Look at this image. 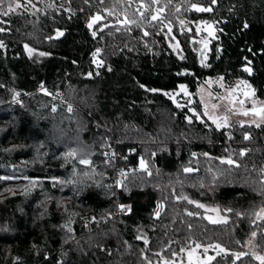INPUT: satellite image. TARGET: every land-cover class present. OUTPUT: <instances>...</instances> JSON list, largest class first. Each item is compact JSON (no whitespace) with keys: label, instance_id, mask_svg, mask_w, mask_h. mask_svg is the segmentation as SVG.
I'll use <instances>...</instances> for the list:
<instances>
[{"label":"trees","instance_id":"obj_1","mask_svg":"<svg viewBox=\"0 0 264 264\" xmlns=\"http://www.w3.org/2000/svg\"><path fill=\"white\" fill-rule=\"evenodd\" d=\"M160 1L164 20L172 26L178 15L215 22L209 67L199 62L182 32L175 31L181 56L170 48L164 22L151 19V0H38L33 10L2 15L0 264H155L157 257L171 258L195 243H219L228 249L213 264H259L247 242L252 238L254 251L264 254V221L251 215L264 206V124L232 122L216 129L204 117L195 119L189 105L177 108L163 92L185 84L199 111L196 88L207 77L223 76L227 85L247 80L255 96L264 100V0H217L215 5L211 0ZM197 2L213 10L190 8ZM96 14L104 19L93 25L94 38L87 23ZM125 14L137 21L127 29L117 24ZM57 29L63 35L57 36ZM25 43L48 55L30 57ZM98 47L96 58L104 61L100 67L90 56ZM246 66L253 69L251 74ZM41 84L53 94L59 91L63 101L42 92ZM15 92L19 96L14 100ZM64 101L73 105V112ZM53 103L58 105L55 113ZM185 115L193 117L191 123ZM105 138L132 167L127 190L104 185L113 170L102 163V153L110 148L102 147ZM77 146L93 153L97 171L104 173L95 177L99 185L88 178L76 184L51 179L68 180L73 162L61 154ZM242 148L248 149L244 156L239 155ZM229 154L239 167L216 159ZM141 157L151 175L139 169ZM76 166L81 171L86 167ZM185 167L194 171L186 173ZM30 180L36 186L25 193ZM178 195L219 206L227 222L211 223L196 205L177 200ZM157 201H163L159 217L153 214ZM116 202L130 205L131 211L116 213ZM84 215L96 217L89 230L82 226ZM69 219L71 233L53 227ZM140 235L147 237V245L136 239ZM240 252L245 255L237 259Z\"/></svg>","mask_w":264,"mask_h":264},{"label":"snow or ice","instance_id":"obj_2","mask_svg":"<svg viewBox=\"0 0 264 264\" xmlns=\"http://www.w3.org/2000/svg\"><path fill=\"white\" fill-rule=\"evenodd\" d=\"M85 2L87 3V0H85ZM154 2H155V0H154ZM4 3H5V0H0V14H2L4 16H8L9 13L14 12L15 9L24 6V5L21 4L20 0H14V3H13V0H9V3L7 5V10H4L3 9ZM28 3L31 4V0H28ZM216 3H217V0H211V4L212 5H215ZM32 7H35V5H32ZM191 7L193 9H195L197 12H210V11L213 10L212 7H203V6L199 5V4H192ZM104 10L106 12H108L109 15H113V10L112 9L106 8ZM162 11H163V9H155L154 10L155 13H159V12H162ZM157 18H158V16L156 14L152 15V19L153 20H156ZM102 19H104V18L102 16H100L99 14H96V15L92 16L90 18V20L88 21V23H87L88 29L92 30L93 29V25L97 21L102 20ZM135 23H137V21L129 19L126 14H125V18L123 20L117 19V24H123L126 29H127L128 25L135 24ZM180 23H181V25H183L184 21H180ZM200 23L205 25V29L204 30L207 31L209 35L213 34V31H214L213 27L208 21H201ZM244 27L245 28L248 27L247 22L244 23ZM116 30L119 31L120 29L117 28ZM2 31H6V29L0 28V32H2ZM144 34L148 35L147 32H145ZM56 35L57 36L63 35V32L61 30L57 29L56 30ZM96 35H97V32L95 30H92V36L95 38ZM48 39H51V37H48ZM200 43L205 48L207 47V42L206 41H201ZM4 46L5 45H4L3 41H0V48H3ZM24 50L27 52V54L30 57L36 51V49L30 47L27 43L24 44ZM100 52H101V49L98 47L92 53V57H93L92 63L95 64L97 67H100L104 63L103 60H99V59L96 58L97 55ZM39 55L40 56H46V55H48V53L40 52ZM73 63H75V61ZM201 63L205 67H209L210 66V65L204 64L203 60L201 61ZM250 63L251 62L249 61V64ZM244 70L246 72L250 73V74L253 71V69L251 67H247V66L245 67ZM109 71H111V67L110 66H109ZM184 71L187 72L188 70L185 69ZM87 75L91 76L92 73L88 72ZM223 79H224L223 76H220V77L216 78V82L220 83L221 87H223ZM208 82L212 83L213 81L210 78ZM238 83L240 85L244 86L241 89L244 97L250 98V97H254L255 96V89L252 88V86L249 84V82L247 80L238 81ZM139 87L146 88V86L144 84H140ZM178 88H179L180 92L184 93V95L191 96V93L188 92L187 86L185 84H180L178 86ZM40 90L42 92H44L46 95L52 96L53 99H56L57 97H59L63 101V96H62V94L59 91H57L55 94H53L47 88H45L43 86V84H41ZM147 90L151 91V92L162 91V90L156 89V88H150V89H147ZM198 91H199V89H198ZM226 93L227 94L224 95V96H221V95L217 94L215 96V98H214V102H212L213 101V96H212L211 92L208 93L209 102H206L204 100V97L201 96L200 103H201V105H203V108H204L203 115L206 116L208 118V120L212 121V123L215 125L216 129H224V128L229 127L228 116L227 115H217L216 114V110L219 107L221 101H227V103L229 105H235L238 102L241 105V114L242 115H244V116L252 115L253 117L259 118L260 121H264V103H259L258 104L257 100L253 98L252 99V107L251 108H243V105L245 104L246 101L245 100H238L237 96L234 94V90L232 88L227 89ZM163 95L169 97V99H171L172 102L174 104H176L177 108L182 107V105H180L176 101L174 92L164 91ZM17 96H19V93L15 92L14 95H13V99L15 100ZM64 103H67V102L64 101ZM189 103H191V101H189ZM57 108H58L57 104L53 103L51 105V111L53 113H55L57 111ZM66 110L69 113L73 112V105L71 103H67ZM188 111L195 113L196 110L194 108H189ZM228 111H231V108H229ZM184 119L187 120L189 123H191L193 117L185 115ZM195 119H197V120L201 119L200 115L199 114L195 115ZM255 122H256L255 120L251 121V123H255ZM240 123L243 124L244 121L242 120V121H240ZM97 127H99L98 124H97ZM125 127H127V126H125ZM257 127H259V124H257ZM249 138H250L249 134L247 132H245L244 133V139L247 140ZM102 147H110V145L107 144L106 138H105L104 144H102ZM6 151H7V149H6ZM130 151H134V149H130ZM226 151H227V149H226ZM247 151H248V149L242 148V149H240L239 155L240 156H244ZM61 155H62V157L64 158V160L66 162H68V161H72L73 162L71 176L68 178V180H60V178H58V177H52L51 179L53 181H59L61 184H68V183L76 184L78 182H83V178H88V179L93 180L97 185H99L100 181L99 180H95V177L96 176H101L102 177L104 175V173L97 171L96 165L93 163V160L91 159V157L93 155V153L91 151H86L84 148H82L80 146L68 147L67 150L65 152H63ZM102 155L105 157V159L102 161V163L105 164V165H109L111 163V160L114 158L115 153H112L111 155H109V153L107 151H105V152L102 153ZM152 155L154 156L155 153H152ZM196 155L197 154L195 152L192 153V156H196ZM203 155L208 156V153H203ZM216 159H218L220 161V163L223 164V165H227L229 167H231V166L239 167L237 161L232 158L231 154H229L227 156L216 157ZM77 164L83 165V166H86V167H85V169L83 171H81V170H78V168L76 166ZM139 168H140V170L148 173V175L152 174L150 169H149L148 163L146 162V160L143 157H141L140 160H139ZM183 170L186 173L194 171V169L189 168V167H185ZM133 171H135V170H133ZM157 171H159V169H157ZM260 173L262 174V176H264V166H261ZM127 175H128V173L125 172L124 169H120L119 170V179H117L115 181V186L116 187H120V188H124L125 190H127V184L125 183V180L127 179ZM25 179H29V178L25 177ZM35 186H36V181L35 180H30L29 181V185L25 186V189H24L25 193H27L31 187H35ZM106 187L110 188L111 185H107ZM176 199L177 200H186V201H188L189 204L196 205V207L198 209H203L204 213H205L204 218L209 220L211 223L215 224V223H220V222H227V217H224V216L220 215L219 206L211 207V206H208V205H206L204 203H201L199 201L191 200L185 195H178V196H176ZM57 207L58 208L62 207V205L60 204L59 201H57ZM118 207H119L121 212H123V211H129L130 212L131 211V206L130 205L120 204V205H118ZM67 211H68L67 208L64 207V212L67 213ZM162 211H163V201H157L156 208L154 209V213L153 214L155 216L159 217ZM226 211L231 212L232 209L228 208V209H226ZM209 213H212V214H215V215H211ZM187 214L189 216L201 215L200 212H188ZM109 215H111V214H109ZM236 215L237 216H241L243 214L237 212ZM251 215H253L256 218V220L264 221V206H261L258 209L254 210L251 213ZM92 219L95 220L96 218L93 217ZM252 222L255 223V220H253ZM70 224H71V220L69 219L68 221L64 222L63 224L53 225V227L54 228L59 227V228H62V229H66L67 232L71 233L73 231V229L70 227ZM250 235L252 237H256L257 232L256 231H252L250 233ZM136 239L143 240L145 245H147L149 243V241H148L146 236L140 235V236H137ZM125 244H127V241H125ZM33 247H36V245H33ZM196 247L199 248V247H201V245L197 244ZM213 247L215 249H218L219 252L226 253L228 251V249L224 248L221 244L217 243L215 245H213V244L205 245L204 246L205 253L207 252L208 248H213ZM101 248L103 250V246L102 245H101ZM181 251H184V249H181ZM193 253H194V249L189 251V253H188L190 264H191V261L193 259ZM109 254H110V250H109ZM173 255H175V253H173ZM243 255H245V253H243V252L235 253V256H236L237 259H239ZM252 256H253V258L255 260L259 261V264H264V254H261L259 252H255L254 251V252H252ZM17 259H19V258H17ZM212 259H213V257L209 256L204 261L197 260L196 264H208V261H210ZM57 264H60V262H57ZM149 264H150V262H149ZM164 264H169V262L165 261ZM173 264H174V262H173Z\"/></svg>","mask_w":264,"mask_h":264},{"label":"rangeland","instance_id":"obj_3","mask_svg":"<svg viewBox=\"0 0 264 264\" xmlns=\"http://www.w3.org/2000/svg\"><path fill=\"white\" fill-rule=\"evenodd\" d=\"M37 1L38 0H31V4L28 3V0H20L21 4L24 5L20 8L17 9H26V10H33L34 8H37ZM154 3L153 6V12L151 13V19H152V15L156 14L158 16V20L155 21H159L162 20L164 22V27H165V35H166V39L168 42V45L170 46V48L178 55L181 56V51H180V45L178 42V38L176 36V32H182L184 33L187 37H188V41L189 44L191 45V47L194 49L199 62L201 63V61L203 60L204 64H206V60L208 58V53H209V49H210V43L213 40L214 36H215V32H216V24L214 21L207 19V18H200V19H195V20H189L186 18H183L181 16H177L176 18V25H171L169 22L164 20L163 17V11H164V3L161 2L160 0H151ZM9 3V0H5V7L3 8L4 10H7V5ZM14 3V0H13ZM193 4H199V5H203L202 3H193ZM32 5H35V7H32ZM192 5V4H191ZM26 6V7H25ZM206 6V5H205ZM190 8H192L190 6ZM155 9H163L162 12L159 13H155L154 10ZM193 9V8H192ZM195 10V9H193ZM2 14H0V20H1ZM153 20V19H152ZM180 21H184V24L181 25ZM201 21H208L212 27H213V34L209 35L207 31H205V25L200 23ZM176 27V28H175ZM199 29V30H198ZM201 41H206L207 42V47L205 48L200 42ZM133 48L131 46H128L127 49ZM39 51H35L32 54V58L35 59H39L42 56L39 55ZM202 64V63H201ZM212 79V83H209V79ZM216 78L217 77H207L197 88L195 91V95L198 99V102L200 104V110L198 111L196 109V107L193 104L194 102V97L192 96L193 94L191 93V96H186L184 95L183 92L179 91V88H177L176 90H174L173 92L175 93V98L176 101L180 104V105H189V108H194L196 111L194 112H190L192 115H197L199 114L201 119L202 117L206 118L208 120V118L206 116L203 115V105H201L200 101H201V96L204 97V100L206 102H209V96L208 93L211 92L212 96H213V101L214 102V98L217 94L224 96L226 95V90L229 88H232L234 90V94L237 96L238 100H245V104L243 105V108H251L252 107V99H256L258 104L259 103H264L263 99H259L256 96L254 97H250V98H246L243 96V93L241 91V89L244 87L243 85H240L238 83V81H242L245 79H238L236 80L233 84L231 85H227L224 81H223V87H221L220 83L216 82ZM188 89V88H187ZM199 89V91H198ZM189 92V90H188ZM190 93V92H189ZM189 101H191V103H189ZM231 108V111H228V109ZM216 114L217 115H227L228 119H229V124H231L232 122H235L237 124H240V121H244L243 124H252V125H257V124H264V121H260L259 118L253 117L252 115L249 116H244L241 114V105L237 102L235 105H229L227 103V101H221L219 107L216 110ZM199 119V120H201ZM255 120V123H251V121ZM210 121V120H208ZM212 125H214L212 123V121H210ZM215 126V125H214ZM140 169V168H139ZM207 205V204H206ZM211 207H215L214 205H208ZM220 209V208H219ZM204 213V210L201 209ZM211 215H215L212 213H209ZM205 215V213H204ZM220 215L224 216L222 211L220 210ZM85 216V215H84ZM92 218L95 217L94 215L91 216ZM225 217V216H224ZM82 218V217H81ZM96 218V217H95ZM92 221H94L92 219ZM71 227V225H70ZM253 239H249L247 242L248 245V249H249V253L252 255V252H254V248H253ZM199 243H195V244H190L188 247L183 248L184 251H179L178 253H175V255L172 254L171 258H165V257H160V258H156V263L155 264H164L165 261H168L169 264H190L189 261V256L188 253L189 251L194 249V253H193V259L191 261V264H196L197 260L200 261H204L207 259V257L211 256L213 257L212 260L208 261V264H213V261L215 259V257H217L218 255H221L224 252H219L218 249L213 248H208L207 252L205 253L204 250V246L205 245H201V247L197 248L196 245ZM236 257V256H235ZM259 262V261H258ZM227 264H233L231 263H227Z\"/></svg>","mask_w":264,"mask_h":264},{"label":"built area","instance_id":"obj_4","mask_svg":"<svg viewBox=\"0 0 264 264\" xmlns=\"http://www.w3.org/2000/svg\"><path fill=\"white\" fill-rule=\"evenodd\" d=\"M94 51H95V49L91 50V53H90L91 57H92V53ZM106 151L109 153V155H111L112 153H115V156L111 160V163H110L112 168H113V170H112L111 173H109L107 175V180L104 182V185L105 186L111 185V186H114L115 188H118V187L115 186V181L117 179H119V170L120 169H124L125 172H127L129 174L131 172V170H132V167L129 164L124 162L125 155L117 153L115 148L110 147ZM128 152H134V151H128ZM104 159H105V157H104ZM116 205H117L116 213H118V214L127 213V211H123V212L120 211V209L118 207V205H120V203L116 202ZM81 221H82V226H83L84 229L89 230L91 228V226H92V217L90 215L83 216L81 218Z\"/></svg>","mask_w":264,"mask_h":264}]
</instances>
